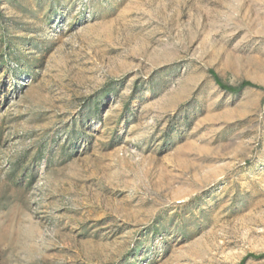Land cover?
<instances>
[{"label":"rangeland","instance_id":"obj_1","mask_svg":"<svg viewBox=\"0 0 264 264\" xmlns=\"http://www.w3.org/2000/svg\"><path fill=\"white\" fill-rule=\"evenodd\" d=\"M0 264H264V0H0Z\"/></svg>","mask_w":264,"mask_h":264},{"label":"trees","instance_id":"obj_2","mask_svg":"<svg viewBox=\"0 0 264 264\" xmlns=\"http://www.w3.org/2000/svg\"><path fill=\"white\" fill-rule=\"evenodd\" d=\"M213 78H215V81L218 83V80L216 79L215 76H213ZM220 85V83H218ZM221 88H223L225 91L229 92V93H239L241 91H243L246 88H255L254 85H252L249 82H242L240 85H238L237 87H225L220 85Z\"/></svg>","mask_w":264,"mask_h":264}]
</instances>
